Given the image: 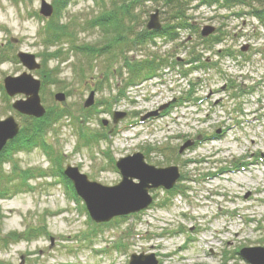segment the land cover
<instances>
[{"label": "rangeland", "instance_id": "1", "mask_svg": "<svg viewBox=\"0 0 264 264\" xmlns=\"http://www.w3.org/2000/svg\"><path fill=\"white\" fill-rule=\"evenodd\" d=\"M109 1L102 5L95 0H71L55 12L53 0H0V120L13 117L18 125L12 138H17L16 143L36 140L19 150H12L7 140L0 150V264H128L132 254L150 253L157 264H249L238 249L264 247V111L258 110L264 108V88L234 100L216 89L223 87L227 77L241 86L264 77V27L247 15L249 9H262L264 0L211 5L189 0L186 12L193 30H178L174 40L155 37V43L126 53L132 60L155 57L184 62L190 47L197 44L194 48L205 57L210 49L200 44L199 32L203 26H213L216 34L223 35L213 50L230 47L239 52L241 45L248 46L244 54L259 50L248 64L240 56L235 62L220 55L217 68L175 65L180 70L189 67L188 75L168 74L170 65L165 64L153 73L154 79L144 81L141 76L127 86L124 96L119 90L128 70L122 66V58L117 55L111 61L109 68L116 71L101 82L111 55L101 53L93 58L90 50L101 47L102 33L90 27V21L103 6L110 7ZM42 2L52 6L47 19L37 15ZM155 8L151 2L137 7L135 22L146 24ZM237 11L244 15L233 14ZM159 16L162 22L165 14L159 12ZM48 19L63 24L70 36L48 37ZM18 52L34 55L39 69L23 67ZM211 58L216 60L217 55ZM44 64L51 71L50 81L40 76ZM23 72L40 82L42 117L53 114L50 122L35 131L30 129L32 116L11 107L24 95L8 96L4 91V78ZM159 79L165 84H157ZM192 83L191 96L202 99L197 105L182 100ZM90 92L95 108L84 107ZM58 93L64 95L62 101L55 99ZM98 101L102 104L96 105ZM167 103L175 107L154 120L140 121L148 112L163 113L166 109L160 107ZM241 104L244 110L238 109ZM116 112L124 115L114 124ZM116 126L119 133L109 135L108 130ZM221 130V135H214ZM80 131L87 140L94 133L104 134L106 139L99 137L85 144ZM197 137L196 146L185 147L177 157L174 153L166 157ZM4 150L10 152L3 154ZM135 152L143 153L145 161L155 167L176 165L192 180L207 173L214 176L186 184L178 177L179 183H175L188 189L173 198L161 189H150L148 195L154 200L150 208L99 227L88 217L82 201L69 196L65 181L63 184L52 173L76 167L88 180L113 186L120 175L109 160ZM236 163L244 166L235 167ZM39 227H45L47 233L17 239L16 235ZM9 234L14 238L9 239Z\"/></svg>", "mask_w": 264, "mask_h": 264}, {"label": "water", "instance_id": "2", "mask_svg": "<svg viewBox=\"0 0 264 264\" xmlns=\"http://www.w3.org/2000/svg\"><path fill=\"white\" fill-rule=\"evenodd\" d=\"M40 13L44 17L51 15L52 6L42 2ZM160 27L159 13L158 10H155L149 15L146 28L147 30H158ZM211 32H213V27L204 26L201 35L207 36ZM17 58L29 71L40 67L32 54L18 52ZM39 87V80L26 72L18 76L4 78V88L9 96L17 93H22L25 96L24 99L16 100L12 107L19 113L34 118H40L45 113L38 94ZM63 98V94H55L57 101H62ZM92 104V92H90L84 106ZM164 107L165 105L160 108ZM123 115L120 112L114 113V123ZM148 115H156V112H150L145 117ZM17 131L18 125L12 116L0 120V150L7 140L17 134ZM187 145L188 143L181 147V150ZM116 166L120 171L121 179L113 186H104L88 180L86 175L80 173L76 167L68 166L64 170L65 176L71 179L76 193L83 199L91 219L95 222H107L113 217L135 213L146 208L151 202V197L148 195L149 189L158 187L170 189L179 176L176 166L155 167L149 165L139 152L120 157L116 161ZM240 254L250 264H264V247L242 248ZM129 264H157V261L153 253L132 254Z\"/></svg>", "mask_w": 264, "mask_h": 264}, {"label": "trees", "instance_id": "3", "mask_svg": "<svg viewBox=\"0 0 264 264\" xmlns=\"http://www.w3.org/2000/svg\"><path fill=\"white\" fill-rule=\"evenodd\" d=\"M69 1L71 0H53V6H55V12L60 11L62 5H68ZM189 0H110V7L107 8L103 6L101 11L95 16L91 21L90 24H93L99 28L101 33V41L100 46L97 51H103L104 54H110L111 58H107L108 64L106 65L107 69L104 73L103 77L107 79L108 75L113 74L115 69L109 68L112 64L111 61L118 57L122 58V66H126L128 70V77L125 80V86L138 80L143 75H148L155 69L156 66L163 65L164 61L160 58L155 57H146L141 60H132L130 56H127L126 53L129 50L137 49L143 47L145 44L154 42V38L161 36L164 39L174 40L176 36L179 34V28L181 27L182 30L184 28L194 29L192 23L188 22L189 18L187 15V8H189ZM223 4H231L234 0H201L207 5H211L213 3H220ZM96 3H101L102 5L106 0H95ZM145 2H151L155 7L159 8V12L165 14L162 19V28L159 31H148L145 29V24L143 21L135 22V10L137 7L142 6ZM245 4H248L244 1ZM157 9V8H155ZM252 14L264 18V7L262 9H252ZM54 16H57L55 14ZM65 26L63 24H58L56 20L48 19L45 23V30L46 32H50L48 37L52 38H60L59 36H70L69 32L64 30ZM68 33V34H67ZM212 37V38H211ZM200 39V44L205 43L210 48L214 47L215 42L220 40V36L213 35L209 37L202 38L200 35L198 37ZM197 45V44H196ZM207 46V47H208ZM88 52H93L90 46H87ZM195 45H192V50L189 51V55L186 58L187 63H203L206 58L203 57L200 53H195L193 49ZM90 48V50H88ZM108 52V53H107ZM117 57V58H118ZM107 74V75H106ZM120 76V74H117ZM40 76L43 77V80L50 81L51 78V71L47 69L46 65L44 64L43 70L41 71ZM102 82V77L100 79ZM127 81V82H126ZM121 93L125 95V88H121ZM60 112V111H59ZM58 112V113H59ZM50 113H46L44 117L39 119L31 118V130H39L41 126L51 121V117L49 118ZM49 118V119H48ZM42 129V128H41ZM32 136V135H31ZM17 138L9 141L7 145H15ZM32 139H30L31 141ZM29 141H21L19 143H27ZM18 144V143H16ZM7 148V147H5ZM4 148V149H5ZM6 150L3 151V153ZM181 176H184L182 173ZM69 183V181H68Z\"/></svg>", "mask_w": 264, "mask_h": 264}, {"label": "bare ground", "instance_id": "4", "mask_svg": "<svg viewBox=\"0 0 264 264\" xmlns=\"http://www.w3.org/2000/svg\"><path fill=\"white\" fill-rule=\"evenodd\" d=\"M90 27H93V24H90ZM19 94H22V93H19ZM24 95V94H23ZM25 97V96H24Z\"/></svg>", "mask_w": 264, "mask_h": 264}]
</instances>
